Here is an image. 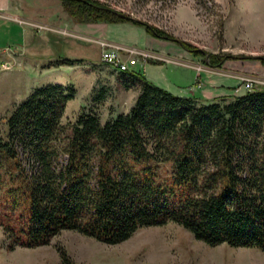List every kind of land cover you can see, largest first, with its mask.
I'll list each match as a JSON object with an SVG mask.
<instances>
[{
  "label": "trees",
  "instance_id": "16d2710c",
  "mask_svg": "<svg viewBox=\"0 0 264 264\" xmlns=\"http://www.w3.org/2000/svg\"><path fill=\"white\" fill-rule=\"evenodd\" d=\"M59 1L80 23H131L178 42L100 1ZM180 44L211 67L234 58ZM59 59L56 68L84 62ZM123 73L141 82L140 93L129 114L104 125L91 113L64 125L75 93L58 85L35 90L10 117L7 140L0 136L8 249L47 246L66 230L118 245L141 228L173 222L211 247L264 251V91L200 105L143 73ZM59 253L61 264H76L67 250Z\"/></svg>",
  "mask_w": 264,
  "mask_h": 264
},
{
  "label": "rangeland",
  "instance_id": "374dc122",
  "mask_svg": "<svg viewBox=\"0 0 264 264\" xmlns=\"http://www.w3.org/2000/svg\"><path fill=\"white\" fill-rule=\"evenodd\" d=\"M95 1L118 15L162 30L179 43L155 39L172 44L192 57H177L173 53H159L140 45H124L107 37L82 33L77 27L83 23L70 17L59 0H24L22 7L14 11H0V136L3 139L7 140L8 121L19 105L35 90L49 85L63 86L75 93L62 118L64 125L75 123L82 113L97 115L103 125L129 114L140 93L141 82L103 63L106 50L103 43L126 50L123 59L131 63V72L143 73L154 84L180 92L183 97L188 98L190 91L196 93L194 98L201 99L202 90L208 84L206 78L237 81L234 94L214 101L221 105L248 91H264V0ZM122 24L118 35L122 34L123 39L131 34L128 27H139L131 23L109 25ZM6 26L14 28L13 34L4 29ZM128 29L130 33L124 35ZM24 31L26 37L31 33L32 50L14 47L22 45ZM64 39L81 41L85 50L77 46L67 51ZM183 42L208 54L234 58L224 61L222 68L211 67L208 57H195L181 46ZM49 43L55 46L50 47L55 54L65 56L68 52L71 57L67 58L84 62L65 69L53 66L60 61L59 57H36L48 52L43 44ZM30 55L34 57H26ZM155 62L162 65L152 64ZM250 79L255 83L248 90L246 84ZM66 162L67 158L63 157L61 163ZM167 171L168 168L164 169L163 174ZM9 244L0 225V264H61L60 249L67 250L76 264H264V251L232 248L226 244L211 247L173 222L141 228L118 245H107L68 230L55 236L47 246L16 247L10 251Z\"/></svg>",
  "mask_w": 264,
  "mask_h": 264
},
{
  "label": "crops",
  "instance_id": "0c3cea01",
  "mask_svg": "<svg viewBox=\"0 0 264 264\" xmlns=\"http://www.w3.org/2000/svg\"><path fill=\"white\" fill-rule=\"evenodd\" d=\"M24 0H0V11H7V10H15L18 9L19 7H22V5ZM23 18V17H22ZM124 26V24L122 25H109V24H105V23H97V24H78L77 30L82 32V33H91V34H96L100 37H107L117 43H121L124 45H140L142 47H145L147 49H150L152 51H156L159 53H173L175 56L177 57H192V55L188 54L187 52H184L182 49L173 46L172 44L169 43H165L162 42L160 40H157L153 37H151L150 35H148L146 33V31L141 28V27H128L131 29V34L130 36H127L125 39H123V35L119 34L120 31H118V28ZM1 29V28H0ZM4 29H8L9 33L13 34V30L14 28L12 26L8 27H4ZM6 30H2L4 33L7 32ZM76 30V31H77ZM124 35L126 33H130L129 29L123 32ZM23 34V38L24 40H22V45L21 46H15L16 48H21L23 50H32V47L30 45V42L32 43V36L30 35L31 33H27L28 37H26V33L24 31ZM136 36V37H135ZM28 40V42H27ZM62 42H64V44L68 47L67 51H72L70 49H72L73 47H79L81 48V50H85V47H83V43L81 41L78 40H71V39H64ZM59 43V41L57 42ZM61 44V43H59ZM45 47V50H47L48 52L46 54H44L43 56L38 55L36 57H71V55L66 52L67 54H65V56L63 55H58L55 54L53 51H51L50 47H55L53 46V44H43ZM58 46V45H57ZM41 47V46H39ZM25 57V56H24ZM26 57H34V55H30V56H26ZM90 57V56H88ZM149 65V64H148ZM75 66H60V68H65V69H73ZM145 68V67H144ZM146 71V70H145ZM148 71V69H147ZM146 74V73H145ZM150 81L151 78L147 77ZM196 79V78H195ZM206 82H208V84H205V87L202 90V98L201 99H196L195 97V92L191 93L189 91L188 94L189 97L194 98L198 103H201L202 105H207L210 103H213L216 99L220 98V97H225V96H230L232 94H234L233 89L236 88L238 86L237 81H228L227 79H218L217 81L214 80H207V78L205 79ZM152 82V81H151ZM171 91L175 92L174 90L170 89ZM242 90V88H241ZM169 91V90H168ZM170 91V92H171ZM176 94L183 96L182 93L180 92H175Z\"/></svg>",
  "mask_w": 264,
  "mask_h": 264
},
{
  "label": "built area",
  "instance_id": "2783aa9c",
  "mask_svg": "<svg viewBox=\"0 0 264 264\" xmlns=\"http://www.w3.org/2000/svg\"><path fill=\"white\" fill-rule=\"evenodd\" d=\"M102 45L104 49H106L102 55V61L104 64L111 66L113 69L119 71L120 73L129 70L131 63L123 59L124 52L126 51L125 49L113 46L110 43H103ZM247 81L248 83L246 84V88L248 90H251L255 81L251 79Z\"/></svg>",
  "mask_w": 264,
  "mask_h": 264
}]
</instances>
